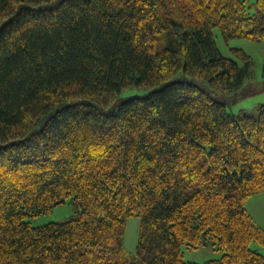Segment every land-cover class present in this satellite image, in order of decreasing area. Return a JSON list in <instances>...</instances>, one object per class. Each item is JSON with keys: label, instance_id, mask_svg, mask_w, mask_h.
<instances>
[{"label": "trees", "instance_id": "obj_1", "mask_svg": "<svg viewBox=\"0 0 264 264\" xmlns=\"http://www.w3.org/2000/svg\"><path fill=\"white\" fill-rule=\"evenodd\" d=\"M0 0V264H264L258 117L222 100L264 40V0ZM144 93L122 99L124 90ZM70 201L75 214L33 226ZM140 221L134 254L124 248Z\"/></svg>", "mask_w": 264, "mask_h": 264}, {"label": "rangeland", "instance_id": "obj_2", "mask_svg": "<svg viewBox=\"0 0 264 264\" xmlns=\"http://www.w3.org/2000/svg\"><path fill=\"white\" fill-rule=\"evenodd\" d=\"M248 6L252 7L256 0H246ZM213 36L220 53L226 57L236 60L231 49H241L252 59L251 76L245 80L242 86L235 92L223 96L226 105V111L229 114L237 115L244 112L248 115L258 117L259 107L264 105V40L260 42L251 41L242 38H235L225 41L218 29L213 30ZM144 92L137 89L124 90L121 98H127L132 95H140ZM245 209L250 214L254 222L264 229V192L253 195L244 203ZM74 205L68 200L66 203L55 207L52 212L46 213L34 218L27 219L33 226H42L48 223L62 222L75 214ZM140 221L137 217H130L125 226L124 248L134 254L137 245V237ZM251 248L257 250L264 256V249L257 244H252ZM183 259L186 262L204 264L209 260L219 259L222 251L212 242L200 246L197 249H190L187 246L182 247Z\"/></svg>", "mask_w": 264, "mask_h": 264}]
</instances>
